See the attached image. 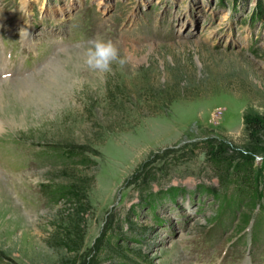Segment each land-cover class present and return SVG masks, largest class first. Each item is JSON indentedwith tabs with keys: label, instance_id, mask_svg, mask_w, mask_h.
Masks as SVG:
<instances>
[{
	"label": "rangeland",
	"instance_id": "rangeland-1",
	"mask_svg": "<svg viewBox=\"0 0 264 264\" xmlns=\"http://www.w3.org/2000/svg\"><path fill=\"white\" fill-rule=\"evenodd\" d=\"M23 12L41 28L28 50L53 66L33 84L59 96L41 113L11 110L28 86L0 107L2 132L31 145L44 170L34 177L58 198L29 218L0 193V264H219L246 215L264 264V136L245 123L264 119V0H0V34L20 33ZM96 37L125 61L103 77L84 63ZM12 50L27 57L0 37V66ZM57 71L83 82L66 92ZM14 81H0V97ZM249 236L229 248L231 264Z\"/></svg>",
	"mask_w": 264,
	"mask_h": 264
},
{
	"label": "bare ground",
	"instance_id": "bare-ground-1",
	"mask_svg": "<svg viewBox=\"0 0 264 264\" xmlns=\"http://www.w3.org/2000/svg\"><path fill=\"white\" fill-rule=\"evenodd\" d=\"M27 2V1H26ZM26 2H24L23 1V8L25 9V8H27V3ZM3 14V13H2ZM2 16V15H1ZM28 16V13L27 12H25V16L23 15V16H18L17 18H16V22L17 23H19V24H21V26L23 25V20H24V18H26ZM126 47H128V46H126ZM72 54H74V52H72ZM74 56H75V54H74ZM2 57V56H1ZM77 58H80V56H76V57H74V58H71V60H77ZM82 59V58H81ZM59 61V60H58ZM70 62H72V61H69L68 62V64L70 63ZM60 63V62H59ZM78 63H79V61H78ZM83 63V62H82ZM58 64V63H57ZM82 65V64H81ZM59 66V65H58ZM75 66V65H74ZM84 67V66H83ZM81 68V67H80ZM56 69V68H55ZM62 69H63V67H62ZM74 69V68H73ZM75 71V70H74ZM67 72V71H66ZM57 75H56V78H58V77H60L61 78V80H62V82L65 84V89H66V92H67V89L69 90L70 89V87H71V89H74V85L76 84V83H78V84H80V83H82L83 82V79L80 77V75H79V77H77V78H73L71 75H66L64 72H62V71H57ZM52 74V73H51ZM38 79V78H37ZM64 80V81H63ZM94 80V79H93ZM5 82V81H4ZM8 82H9V80H8ZM85 82V81H84ZM91 82V81H90ZM86 83V82H85ZM93 83V82H92ZM5 84V83H4ZM3 84V85H4ZM10 84V83H9ZM93 85V84H92ZM29 85H26L25 84V82L23 81V80H18V81H14L12 84H11V87H10V89H8V90H6L7 91V93L6 94H3V96H4V98L3 97H0V98H2L1 100H0V107L2 106V105H4L5 107V110H6V107H8V108H10V104L13 102V101H15L16 102V94L17 95H20V93H23L24 91H25V89H27V87H28ZM40 86H41V84H40ZM7 87V86H6ZM8 88V87H7ZM60 89V88H59ZM59 89H57V87H56V91H58ZM50 90H51V87H49V88H45V89H34L33 88V91L31 92H29V93H27V92H24L23 94H24V97H23V101L20 103L19 101L18 102H16V104H15V106H17V108H19V109H17V108H15V106L11 109V110H16L15 112H20V111H24V112H28V113H32V112H42V111H44V110H46L45 108H47V107H45L46 105H49L48 103H51L50 105H55L56 103H57V101L58 100H54V99H52V98H54V97H56V96H59V95H55V96H50V94H49V92H50ZM61 94V93H60ZM9 96H11L12 98H14V100H10L9 99ZM61 96V95H60ZM48 101H51V102H48ZM14 102V103H15ZM4 103V104H3ZM8 105H6V104ZM14 103H13V105H14ZM18 104H23L24 105V107H22V108H20V106H18ZM43 104L45 105V106H43ZM49 105V106H50ZM44 108V109H43ZM9 112H12V111H9ZM8 112V113H9ZM24 112H22V113H24ZM27 113V114H28ZM1 114H4V111H3V113H1ZM0 114V115H1ZM30 115V114H29ZM4 115H2V117H3ZM6 116V115H5ZM9 116V115H8ZM10 116H11V114H10ZM2 117L0 116V130L2 129V127H1V124H2ZM7 120H8V117H7ZM14 120H15V118H14ZM9 121H11V123H12V125H16V123H14V121L12 120V119H10L9 118ZM9 124V123H8ZM201 197V196H200Z\"/></svg>",
	"mask_w": 264,
	"mask_h": 264
},
{
	"label": "clouds",
	"instance_id": "clouds-1",
	"mask_svg": "<svg viewBox=\"0 0 264 264\" xmlns=\"http://www.w3.org/2000/svg\"><path fill=\"white\" fill-rule=\"evenodd\" d=\"M25 32V29L21 30V33ZM124 62L120 50L113 40L96 37L88 41L84 52V63L102 77L113 71V64L123 65Z\"/></svg>",
	"mask_w": 264,
	"mask_h": 264
},
{
	"label": "trees",
	"instance_id": "trees-1",
	"mask_svg": "<svg viewBox=\"0 0 264 264\" xmlns=\"http://www.w3.org/2000/svg\"><path fill=\"white\" fill-rule=\"evenodd\" d=\"M245 123L247 132H249L250 134L260 133L264 136V119L256 116H247L245 119ZM208 147L210 148L209 151L213 154V157L216 158L217 162H220L219 164L223 163V165H227V168L230 167V165L232 164V160L226 159V157L221 155L220 153H216L213 142L210 141ZM255 159L256 158H251L249 160V163H246L245 166L242 168V171L247 173L248 177L250 176V174H252L250 172H252V165L255 162ZM252 176L249 178L252 179Z\"/></svg>",
	"mask_w": 264,
	"mask_h": 264
}]
</instances>
